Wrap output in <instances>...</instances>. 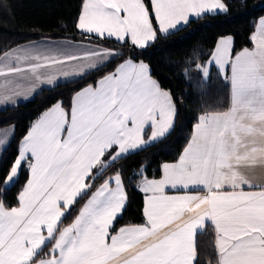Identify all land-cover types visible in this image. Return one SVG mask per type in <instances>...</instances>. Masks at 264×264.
<instances>
[{
  "label": "snow or ice",
  "instance_id": "snow-or-ice-1",
  "mask_svg": "<svg viewBox=\"0 0 264 264\" xmlns=\"http://www.w3.org/2000/svg\"><path fill=\"white\" fill-rule=\"evenodd\" d=\"M149 3L83 0L76 27L118 42L130 38L133 46L143 48L192 18L229 10L226 0ZM250 40L254 47L234 59L229 56L232 37L221 38L212 53L211 62L222 74L226 65L231 67V76H224L230 83L228 108L197 118L188 144L175 163L162 165L159 179L141 172L140 190L146 194L143 224L114 230L127 201L121 172L98 187L95 179L173 127L175 100L152 77L149 66L125 59L95 85L76 92L70 108L57 101L43 112L3 177L7 187L25 165L29 170L17 194L18 205L8 207L0 200V264H198L195 237L206 221L215 229L216 264H264V183H255L241 171L264 165V17ZM117 55L121 53L112 49L68 42L10 49L0 57V77L5 78L0 103L21 95L27 99L19 91L24 82L34 92L39 84L54 85L59 78L99 70ZM72 62L78 70H64ZM196 67L208 76V67ZM7 133L0 130V145L7 142ZM167 187L185 194L166 195ZM199 190L206 194H191ZM84 196L88 199L78 214L62 226Z\"/></svg>",
  "mask_w": 264,
  "mask_h": 264
},
{
  "label": "trees",
  "instance_id": "trees-1",
  "mask_svg": "<svg viewBox=\"0 0 264 264\" xmlns=\"http://www.w3.org/2000/svg\"><path fill=\"white\" fill-rule=\"evenodd\" d=\"M149 3V0H145ZM226 13L205 14L191 19L186 25L168 34H158L155 41L143 48L131 41L118 42L113 38L88 35L76 27L83 0H0V57L12 47L30 40L60 38L87 41L119 51L99 70L53 87H44L28 101L0 109V128L13 124L15 134L0 160V200L8 207L18 204L17 194L27 179L24 168L17 181L5 187L3 177L18 156L19 146L31 122L57 101L71 107L76 92L95 84L102 76L113 72L127 58L146 62L160 86L172 94L176 116L173 128L160 140L127 154L95 179L98 187L103 180L120 171L127 194L122 215L115 221L114 230L121 226L142 223L144 195L138 189L143 176L159 177L165 162L178 160L188 144L197 118L205 112L226 110L229 106L230 83L211 67L207 78L197 73L196 65H203L222 36L233 38V53L252 45L257 20L264 15V0H226ZM150 7V3H149ZM155 23V21H154ZM198 70V69H197ZM92 191H95L93 187ZM91 195V192L88 193ZM88 199H79L71 214L63 219L68 225ZM215 229L210 223L197 234L198 264H216ZM51 244L40 254L44 256Z\"/></svg>",
  "mask_w": 264,
  "mask_h": 264
},
{
  "label": "crops",
  "instance_id": "crops-1",
  "mask_svg": "<svg viewBox=\"0 0 264 264\" xmlns=\"http://www.w3.org/2000/svg\"><path fill=\"white\" fill-rule=\"evenodd\" d=\"M261 17H264V15L263 16H261ZM260 17V18H261ZM260 18L257 20V23H256V28H255V30H254V32H256V30H257V26H258V24L260 23ZM192 19H194V18H192ZM179 28H181V27H179ZM178 28V29H179ZM173 31H175V30H170V32H173ZM83 32V31H82ZM169 32V33H170ZM253 32V33H254ZM84 33H86V32H84ZM86 34H88V33H86ZM88 35H93V36H97V35H95V34H88ZM227 37H231V36H229V35H226V36H222V37H220L219 39H218V41L216 42V45H215V47H214V49H213V51H212V53L216 50V48H217V45H218V43L220 42V40H221V38H227ZM113 39H115L114 37H113ZM127 40H129L130 41V38H126ZM116 40V39H115ZM65 42H68V43H70V44H72V45H80V46H83L84 48H88V47H91V48H105V49H112V50H115L116 52H118L119 53V51L118 50H116V49H113V48H109V47H104V46H101V45H98V44H96V43H92V42H87V41H75V40H70V39H60V38H41V39H36V40H30V41H27V42H25V43H21V44H19V45H16V46H14V47H12L11 49H14V48H17V47H19V46H29V45H32V44H35V45H38V46H40V47H55V46H57V45H62V44H64ZM151 43V42H150ZM254 47V44H253V42H252V45L251 46H249V47H245V48H248V49H251V48H253ZM140 48V47H139ZM245 48H242V49H240V50H238L236 53H233V38H232V41H231V45H230V52H229V56H230V58H235V56H236V54L237 53H239V52H241L243 49H245ZM10 50V49H9ZM9 50H7V51H9ZM73 51H83V48H74L73 49ZM212 53H211V55H210V57L208 58V60L205 62V64H203L202 65V67H204V66H206V67H208V70H210V68L211 67H214L223 77L225 76V75H227V76H231V67H230V65H226V71L222 74L221 73V71L219 70V67L214 63V62H211L212 61ZM4 54V53H3ZM3 54H2V56H3ZM1 56V57H2ZM112 59V58H111ZM127 59H129V58H127ZM131 60H133L134 62H137V63H139V62H141V61H136V60H134V59H132V58H130ZM110 60V59H109ZM108 60V61H109ZM107 61V62H108ZM106 62V63H107ZM76 63L77 62H72V63H66L64 66H63V68H64V70H67V71H73V70H78V69H76V67H75V65H76ZM143 63H145V64H147L146 62H143ZM148 65V64H147ZM23 66V65H22ZM149 66V65H148ZM149 68H150V66H149ZM115 71V70H114ZM113 71V72H114ZM150 71H151V69H150ZM88 73V72H87ZM201 74H202V76L204 77V78H207V77H205L204 76V74H203V72H202V69H201ZM152 75V74H151ZM79 77H81V76H75V77H68V78H59L58 79V81L54 84V85H49V84H39V86L37 87V89L34 91V92H31L30 91V87H31V85H30V83L29 82H24L23 84H22V86H21V88L19 89V91H21L22 93H25L27 96H28V98L27 99H25L24 98V96L23 95H21V96H15V97H13V101H9V102H6V103H0V109H3V108H5V107H8V106H14V105H17V104H19V103H22V102H25V101H28L29 99H31L37 92H39L42 88H44V87H53V86H55V85H57L58 83H61V82H66V81H70V80H73V79H76V78H79ZM153 77V76H152ZM154 78V77H153ZM4 77H0V83H3L4 82ZM99 80V79H98ZM229 82V81H228ZM96 84V83H95ZM95 84H93V85H95ZM86 87V86H85ZM84 88V87H83ZM162 88V87H161ZM162 89H164V88H162ZM164 90H166V89H164ZM80 91V90H79ZM168 91V90H167ZM46 111V110H45ZM45 111H43V112H45ZM42 112V113H43ZM41 113V114H42ZM40 114V115H41ZM40 115H38L32 122H31V124H30V127L32 126V124H33V122L34 121H36L39 117H40ZM175 116H176V114H175ZM174 122H175V117H174ZM197 123V122H196ZM195 123V124H196ZM194 124V125H195ZM174 125V124H173ZM14 125L13 124H11V125H7V126H5V127H2V128H0V130H4V129H7L8 130V133H7V142L4 144V145H0V160H1V157H2V153H3V151L6 149V147L9 145V143L11 142V140L13 139V137H14V134H15V126L13 127ZM30 127H29V129H30ZM173 128V127H172ZM171 128V129H172ZM194 128V127H193ZM29 129H28V131H29ZM171 131V130H170ZM150 132H151V129L149 128V129H147V134H150ZM28 133V132H27ZM192 133H193V131H192ZM27 135V134H26ZM167 135V134H166ZM145 138H147V135H146V137ZM161 139V138H160ZM160 139H158V140H160ZM256 140H257V142L259 143L260 141H261V138L259 137V136H257L256 138H255ZM158 140H156V141H158ZM155 141V142H156ZM152 143H154V142H152ZM151 144V143H150ZM149 145V144H148ZM20 147V146H19ZM137 151V150H136ZM133 152H135V151H133ZM133 152H131V153H133ZM19 154V153H18ZM130 154V153H129ZM177 161V160H176ZM176 161H174V162H165L164 164H171V163H175ZM163 164V165H164ZM26 169V171H27V179H28V176H29V170H28V168H27V166L25 165L23 168H22V170L23 169ZM22 170L20 171V173L22 172ZM241 171L250 179V180H252V181H254L255 183H257V184H261V183H264V165H261V164H257V165H255V166H253V167H245V168H242L241 169ZM20 175V174H19ZM161 175H162V172H161ZM161 175L159 176V177H152V178H148V179H159L160 177H161ZM19 177V176H18ZM18 179V178H17ZM27 179H26V181H25V183L27 182ZM17 181V180H16ZM16 181H14L12 184H10V185H8V187H10V186H12ZM113 187L115 186L114 184L112 185ZM138 189L140 190V182L138 183ZM249 190H258V189H248V188H245V191H249ZM141 191V190H140ZM142 193H143V195H144V206H145V193L143 192V191H141ZM165 194L166 195H183V194H185V191L184 190H181V189H179V188H177V189H172V188H170V187H167L166 189H165ZM191 194H198V195H205L206 193H205V191L204 190H199L198 192H192ZM127 202V201H126ZM18 205V204H17ZM16 205V206H17ZM15 207V206H14ZM125 208V207H124ZM124 210V209H123ZM143 210H144V207H143ZM187 216H188V214L186 213L185 214V219H187ZM145 222V217H144V220H143V222L142 223H138V224H143ZM208 223H210V222H207L206 221V223H205V227H204V229L206 228V226H207V224ZM70 224V223H69ZM211 224V223H210ZM115 225V224H114ZM131 225H136V224H131ZM66 226V225H65ZM122 227V226H121ZM119 229V228H118ZM203 229V230H204ZM202 230V231H203ZM202 231H198L197 232V234L199 233V232H202ZM197 234H196V237H195V243H196V238H197ZM50 248H51V246H50Z\"/></svg>",
  "mask_w": 264,
  "mask_h": 264
},
{
  "label": "rangeland",
  "instance_id": "rangeland-1",
  "mask_svg": "<svg viewBox=\"0 0 264 264\" xmlns=\"http://www.w3.org/2000/svg\"><path fill=\"white\" fill-rule=\"evenodd\" d=\"M1 56H2V55H1ZM197 69H198V68H196L197 73H199V72L201 73V69H198V70H197ZM201 75H202V74H201Z\"/></svg>",
  "mask_w": 264,
  "mask_h": 264
}]
</instances>
